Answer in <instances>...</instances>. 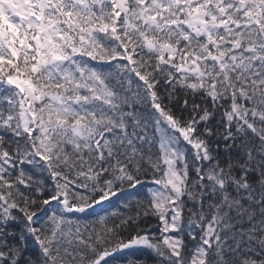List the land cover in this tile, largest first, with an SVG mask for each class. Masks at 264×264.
Here are the masks:
<instances>
[{"label":"snow or ice","instance_id":"snow-or-ice-1","mask_svg":"<svg viewBox=\"0 0 264 264\" xmlns=\"http://www.w3.org/2000/svg\"><path fill=\"white\" fill-rule=\"evenodd\" d=\"M0 264H264V0H0Z\"/></svg>","mask_w":264,"mask_h":264}]
</instances>
